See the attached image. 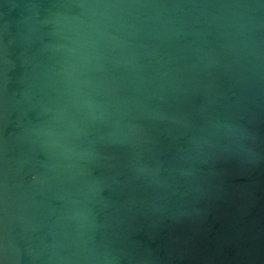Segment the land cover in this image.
I'll return each instance as SVG.
<instances>
[{
    "label": "water",
    "instance_id": "water-1",
    "mask_svg": "<svg viewBox=\"0 0 264 264\" xmlns=\"http://www.w3.org/2000/svg\"><path fill=\"white\" fill-rule=\"evenodd\" d=\"M0 264H264V0H0Z\"/></svg>",
    "mask_w": 264,
    "mask_h": 264
}]
</instances>
